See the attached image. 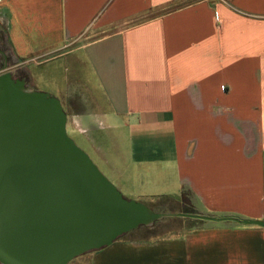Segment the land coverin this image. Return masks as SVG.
<instances>
[{"label":"crops","instance_id":"0c3cea01","mask_svg":"<svg viewBox=\"0 0 264 264\" xmlns=\"http://www.w3.org/2000/svg\"><path fill=\"white\" fill-rule=\"evenodd\" d=\"M56 64L67 129L111 150L128 191L141 177L196 214L264 220V0H0V69L29 68L37 90L33 67ZM80 260L264 264V228L120 239Z\"/></svg>","mask_w":264,"mask_h":264},{"label":"water","instance_id":"95a60500","mask_svg":"<svg viewBox=\"0 0 264 264\" xmlns=\"http://www.w3.org/2000/svg\"><path fill=\"white\" fill-rule=\"evenodd\" d=\"M67 126L61 99L0 69V264H70L172 216L125 197ZM173 216L264 228V220Z\"/></svg>","mask_w":264,"mask_h":264},{"label":"rangeland","instance_id":"374dc122","mask_svg":"<svg viewBox=\"0 0 264 264\" xmlns=\"http://www.w3.org/2000/svg\"><path fill=\"white\" fill-rule=\"evenodd\" d=\"M32 71L34 74L37 90L48 92L59 98V95L62 93L61 90L67 85L66 79L68 73L67 71H65L64 66L61 67V64H56L54 66L50 65L41 68L33 67ZM17 74L18 77L23 76L27 80L28 86L30 88H33L29 68L18 70ZM87 75L90 79V75L88 73ZM68 133L70 137H72L75 142L90 155V157L105 174V176L124 194L125 197H127L128 199L136 200L138 202H142L153 209L155 212L167 213L172 215L156 222L152 227H143L139 232L135 231L133 234L126 235L127 238H172L183 235L192 227H221L233 226L236 224L233 222L197 221L193 219L173 216L175 214H192L189 213L192 209L186 202L177 203L167 200H161L162 197L160 198L158 196V198L150 197V194H152L150 192L153 189H151L150 184L144 187V183L141 177L135 178V180L133 181V184L135 183L137 188L128 191L123 185L117 182L115 176H113V173L106 167L111 165V162L109 160V158L113 156L111 150H108L105 145L97 143L96 137L92 136V133L90 132L87 133L79 131L78 128L69 126ZM80 259L81 257L75 259L70 264H81L82 260Z\"/></svg>","mask_w":264,"mask_h":264},{"label":"trees","instance_id":"16d2710c","mask_svg":"<svg viewBox=\"0 0 264 264\" xmlns=\"http://www.w3.org/2000/svg\"><path fill=\"white\" fill-rule=\"evenodd\" d=\"M187 198H188V194L187 193H184L183 194V199H185V200H187ZM161 200H167V201H169L170 199L169 198H161ZM189 213H192V214H196L195 212H193L192 210H191V212H189ZM195 227H192L190 230H192V229H194ZM142 229H139L138 231H136V232H139V231H141ZM135 232V231H134ZM134 232H132V233H130V234H133ZM129 234V235H130ZM122 239H127V236L126 237H123ZM146 239V238H145Z\"/></svg>","mask_w":264,"mask_h":264},{"label":"flooded vegetation","instance_id":"af4514ba","mask_svg":"<svg viewBox=\"0 0 264 264\" xmlns=\"http://www.w3.org/2000/svg\"><path fill=\"white\" fill-rule=\"evenodd\" d=\"M17 75H18V74H17V73H15V76H16V77H18ZM18 78H24V77H23V76H19Z\"/></svg>","mask_w":264,"mask_h":264}]
</instances>
